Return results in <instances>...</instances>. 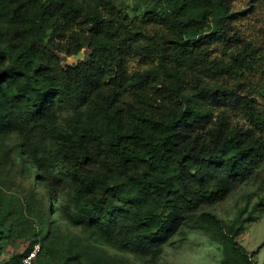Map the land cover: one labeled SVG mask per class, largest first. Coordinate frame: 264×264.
<instances>
[{"label": "trees", "instance_id": "1", "mask_svg": "<svg viewBox=\"0 0 264 264\" xmlns=\"http://www.w3.org/2000/svg\"><path fill=\"white\" fill-rule=\"evenodd\" d=\"M243 13L232 0H155L141 15L114 0H0V130L49 139L39 149L68 179L70 223L155 256L233 181L253 177L262 205L264 27L244 33ZM132 56L147 66L130 67ZM56 108L77 118L63 126ZM21 215L0 208V253ZM198 216L218 227L239 264H254L236 241L250 215L240 211L228 228L213 213ZM32 244L0 264H24ZM54 264L113 261L80 249Z\"/></svg>", "mask_w": 264, "mask_h": 264}, {"label": "rangeland", "instance_id": "2", "mask_svg": "<svg viewBox=\"0 0 264 264\" xmlns=\"http://www.w3.org/2000/svg\"><path fill=\"white\" fill-rule=\"evenodd\" d=\"M74 2L92 4V0ZM114 2L129 14L141 15L154 5L155 0ZM232 3L235 10H244L239 20V27L244 33L252 35L262 30L264 5L260 0H232ZM223 49L221 44L217 45L216 53L224 54ZM81 57L83 51L66 57V61L73 62ZM137 59L138 56H132L129 66H147ZM258 101L264 103L261 98ZM55 117L58 123L65 126L77 115L72 109L56 108ZM27 132L28 136L23 141L17 132L0 130V208L22 209V215L11 226L1 257H11L13 253L23 251L30 241L33 244L29 251L38 248L29 264H54L64 255L80 249L88 253L97 251L110 258L113 264H223L227 260L230 264H239V260L228 253L218 227L200 219L198 214L203 211L213 213L228 228L241 211L242 218L250 217L245 218L236 241L250 253L254 264H264V202L254 206L261 193L257 191L253 177L233 181L224 198L203 204L189 214L175 234L160 245L157 255L152 256L148 252L137 255L114 247L95 231L96 234L82 225L72 224L63 216L62 209L67 208L70 190L68 179L40 151L41 144L50 142L45 134L33 128ZM34 232L39 234L41 242H34Z\"/></svg>", "mask_w": 264, "mask_h": 264}, {"label": "built area", "instance_id": "3", "mask_svg": "<svg viewBox=\"0 0 264 264\" xmlns=\"http://www.w3.org/2000/svg\"><path fill=\"white\" fill-rule=\"evenodd\" d=\"M37 248H34L32 249L31 251H29L26 256L23 258V263L24 264H29L31 259H33V257L36 255V251H37Z\"/></svg>", "mask_w": 264, "mask_h": 264}]
</instances>
